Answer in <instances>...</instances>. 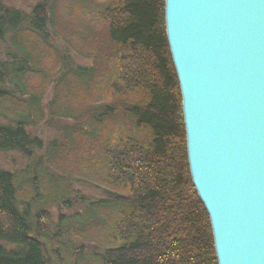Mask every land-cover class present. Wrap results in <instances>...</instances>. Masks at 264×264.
Returning <instances> with one entry per match:
<instances>
[{
  "label": "trees",
  "instance_id": "16d2710c",
  "mask_svg": "<svg viewBox=\"0 0 264 264\" xmlns=\"http://www.w3.org/2000/svg\"><path fill=\"white\" fill-rule=\"evenodd\" d=\"M62 1L42 0L28 12L0 7V40H7L0 110L10 105L2 113L7 124L0 123V152L31 161L20 177L0 171V242L11 246L0 245V264H51L49 246L57 264H85L86 255L98 264H217L209 219L189 174L164 0H102L94 8L88 0H67L65 9ZM62 10L70 22L60 18ZM59 33L83 43L94 63H65L52 42ZM48 56L61 57L65 69L43 105ZM96 93L99 102L89 105ZM45 118L59 133L47 146L46 164L61 176L34 153L42 144L30 130ZM120 119L147 130L149 139L115 132ZM66 163L96 176L104 198L82 199V212L53 227L44 212L68 198ZM70 232L94 246L68 240L62 259L58 238Z\"/></svg>",
  "mask_w": 264,
  "mask_h": 264
},
{
  "label": "water",
  "instance_id": "95a60500",
  "mask_svg": "<svg viewBox=\"0 0 264 264\" xmlns=\"http://www.w3.org/2000/svg\"><path fill=\"white\" fill-rule=\"evenodd\" d=\"M186 156L217 264H264V0H164Z\"/></svg>",
  "mask_w": 264,
  "mask_h": 264
},
{
  "label": "rangeland",
  "instance_id": "374dc122",
  "mask_svg": "<svg viewBox=\"0 0 264 264\" xmlns=\"http://www.w3.org/2000/svg\"><path fill=\"white\" fill-rule=\"evenodd\" d=\"M42 0H0V7H13L15 9H20L24 12L30 11V9L37 3L41 2ZM64 1V2H63ZM60 8L65 9L67 0H63ZM102 2V0H88L87 5L94 8L95 5H98ZM59 8V7H58ZM59 8V10H60ZM58 10V11H59ZM63 17V18H62ZM60 18L65 22H70L71 18H69V14L67 10L61 11ZM69 19V20H68ZM90 21V20H88ZM94 23L92 26L95 28L96 31L99 30L100 24L93 21ZM100 33V32H99ZM61 33H59L57 36L52 37V42L55 46H57L59 52L58 54L61 56H64L65 63H69L71 65L81 67V68H87L91 66L94 61L93 58L90 56L85 55V48L83 43H79L76 40H71L67 35L65 37L61 38ZM67 39V40H66ZM7 41V40H5ZM4 40H0V62L5 61V42ZM45 74H46V81L44 83L45 85V92L43 95L42 104L49 103V101L52 99L53 95L55 94V84L58 76L60 73L64 72L65 66L64 61L60 57L59 59H56L53 56H48L45 60ZM5 87L12 89L8 82L6 81ZM13 90V89H12ZM16 91V90H15ZM94 97L91 98L90 104L94 103V100L98 101L99 93L93 94ZM133 101L135 99H139V97H132ZM90 99V98H89ZM132 100V99H131ZM124 102H128V99H123ZM10 107L9 102L5 103L4 110H0V123L7 124V120L4 119V116H2L3 111H5V108ZM47 118L43 120L42 123L37 125L36 128H32L30 130V134L34 135L35 137H38V139L41 141L42 148L41 149H34V153L37 154V156L42 157L43 164L42 166L47 167L49 169L48 172H50L52 175L61 176L62 174L53 169L51 166H47L46 164V154L47 150L49 148L47 147L49 143H51L53 140L57 139L59 140V133L54 127V123H47ZM58 124H72L71 121L67 120H59ZM53 124V125H51ZM58 126V125H57ZM114 131L118 134H131L134 137L147 141L150 137L149 133L145 129H136L132 126L130 121H127L126 119H120L118 121V124L114 127ZM31 161L24 156L15 153V152H0V171H7L13 176L20 177L23 173V170H26L27 166L30 165ZM65 171L69 174V195L66 201L63 203L56 202L53 205L46 206L45 208V216L47 217L49 222L52 224V226L56 227L59 226L61 220H64L66 218H72L75 216V213L82 212L81 210L84 209L83 204H81L82 199L85 200V202L97 200L99 198H104L103 190H105V187L102 185L101 181L96 176H91L88 173H85L83 170L75 171L74 168L66 163L64 165ZM61 174V175H60ZM69 202V203H67ZM67 204V205H66ZM19 209H23L26 206L25 205H19ZM32 217L35 216L36 211L35 208L30 209ZM62 217V219H60ZM50 231L54 230L50 228ZM60 235V234H59ZM92 237L95 238L92 234ZM72 242L74 245H83V247H93L94 245L90 241H84L77 237H74L72 235V232H70L69 237H63L62 235L59 236L58 242L60 243V255L62 259H65L66 255V249H67V241ZM99 240V239H97ZM0 245L5 246L7 248H11L8 244H5L3 242H0ZM49 258L51 264H57L58 260L55 259V247L49 246ZM85 264H98V261L95 258H91L90 256L86 255L84 259ZM61 263V261H60ZM59 263V264H60Z\"/></svg>",
  "mask_w": 264,
  "mask_h": 264
}]
</instances>
